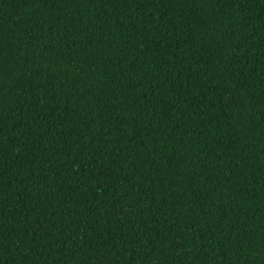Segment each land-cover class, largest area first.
I'll list each match as a JSON object with an SVG mask.
<instances>
[{"label": "trees", "instance_id": "trees-1", "mask_svg": "<svg viewBox=\"0 0 264 264\" xmlns=\"http://www.w3.org/2000/svg\"><path fill=\"white\" fill-rule=\"evenodd\" d=\"M0 264H264V0H0Z\"/></svg>", "mask_w": 264, "mask_h": 264}]
</instances>
